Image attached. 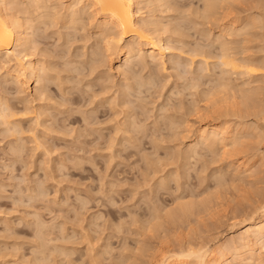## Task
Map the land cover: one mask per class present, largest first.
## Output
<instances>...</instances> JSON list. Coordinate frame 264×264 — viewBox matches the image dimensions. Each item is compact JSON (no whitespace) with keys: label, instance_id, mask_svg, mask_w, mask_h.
Segmentation results:
<instances>
[{"label":"rangeland","instance_id":"rangeland-1","mask_svg":"<svg viewBox=\"0 0 264 264\" xmlns=\"http://www.w3.org/2000/svg\"><path fill=\"white\" fill-rule=\"evenodd\" d=\"M218 2L210 18L202 17L205 0L142 4L146 19L181 26L187 43H171L173 62L157 69L161 84L139 90L130 62L119 71L116 55L108 58L101 14L92 7L84 24L69 26L70 0L48 2L54 16L36 19L28 55L54 75L42 82L46 93L36 94L35 77H18L15 59L0 61V97L16 113L10 124L0 116V264H144L184 239L217 254L244 229L264 196V74L227 72L217 55L226 41L235 57L264 62V0ZM195 48L212 51L210 63L202 55L193 62ZM143 56L151 67L149 52L132 60ZM210 119L229 131L227 146L200 144L186 158L189 130ZM191 201L197 207L187 218L166 217ZM245 257L264 264V247Z\"/></svg>","mask_w":264,"mask_h":264},{"label":"bare ground","instance_id":"bare-ground-1","mask_svg":"<svg viewBox=\"0 0 264 264\" xmlns=\"http://www.w3.org/2000/svg\"><path fill=\"white\" fill-rule=\"evenodd\" d=\"M50 1L51 0H26V1L25 0H0V61H3V57L6 55L7 57H11V59L12 58L15 59L16 65H17L16 71L18 72V77L21 78L22 76L27 75L28 79L30 80L31 78L35 77L37 81V84L35 85V92L39 96L46 93V92L44 93V90H45L43 88L44 83L42 84V82H44V80L46 79V76L49 75L48 73L49 71H47L48 68L45 69V68L39 67L38 63L34 61V59L28 56L30 55L29 50L32 48L31 47V41H32L31 37L34 36L32 35L33 33L31 32V29L36 27V25L34 26V23L37 22L36 19L44 22L46 19L47 20L48 18L51 19L54 16V14L48 10L51 7L48 4V2ZM145 1H152V0H70L69 5L66 6L71 11L68 17L69 19L67 20V23L69 26H72V25L75 26L77 24L78 25L84 24L83 16L92 7H93L92 12H97V14L98 13L101 14L103 18L99 26V29L105 35L104 40H105L106 52H108V58H112V56L116 55V58L120 63L119 71L120 69L124 70L123 69L124 64L130 62V64L127 65L128 75L130 74L133 77V79L135 78L134 83H136L137 89L138 88L142 89L143 87L150 89L152 86H157L161 81L159 75L157 74L158 66L166 65V61L168 59L173 62L174 57H175L174 52L171 51V43L173 42L181 43V44L187 43L186 38H185L187 35H185V32H183V30L181 29V26L177 25L178 27H174L171 30L168 27L164 26V23L161 19H155V18H152V19L149 18V20L146 19L142 13V10L144 8L142 4H144ZM159 1H162V0H157V2ZM218 1L219 0H205V10H204V13L202 14V17H206V18L213 17L216 14L217 9L221 7V4ZM221 1H225V0H221ZM79 3H81L82 6L75 8L74 6ZM167 3H169V1L162 2L161 6H165V4ZM180 14L183 16L182 18L185 17V15L183 14V11H181ZM224 30H225L224 28L221 29L222 31L221 34L224 33L223 32ZM169 31H171L173 36L167 34ZM220 45H221V52L217 56L218 58L221 59V62L227 68V72H231L232 74L233 73L245 74V75L247 74V76L248 75L254 76L259 73L264 74V62L257 63L248 58L235 57L231 51L233 47L232 46L230 47L229 43L226 41H220ZM201 49L195 48L193 50L195 53H193L192 58L191 57L190 58L194 62L193 57H195L196 55H199L200 57V55H202L203 57V59L201 57L202 61H204L205 63L206 62L208 63L209 62L208 59L213 57V53L211 55L212 51L203 52L201 51ZM97 52L95 51L93 52L95 56L97 55ZM143 52H149V56L151 58V63H152V66H151L152 68L149 66L150 62H148V60L146 59L147 56H143L136 60H132L134 55L140 54ZM175 63L176 62H174V64ZM99 64L100 63L98 61L97 65L99 66ZM50 66L52 67L53 65H50ZM70 66L72 65L70 64ZM147 66H149V68L152 69L148 75L144 76L138 73L141 70V67L143 70ZM93 68L95 69L96 66H94ZM56 70L58 71V69ZM52 71H55V70H52ZM53 76L49 75L48 77H53ZM193 76L195 75L193 74ZM196 79H197L196 77L191 78V80L193 81ZM219 79H220V85L222 89L226 90L228 86L230 85L229 78H226L225 76H223V77H220ZM65 80H67V76ZM185 80L187 81L188 78H185ZM193 84L196 85L197 83L193 82ZM124 91L122 92L123 93L122 95H124L123 99L125 98V96L129 95V94L127 95L126 93L127 91L125 92ZM245 98L246 100H248L249 96L245 94ZM4 100H5L4 98L0 97V116L8 118V117L15 115L16 113H14V110L11 107V105H8V103L6 102L7 100L5 101ZM26 104L27 103H25V106ZM43 111L44 110H42V112ZM189 111H190V108H189ZM22 112H24V115L25 113L30 112V107L26 106ZM40 114L38 115V117H40ZM137 114L140 117L142 113L138 112ZM24 115L22 114V116ZM42 116L43 115H41V117ZM5 118L1 117V119L3 120L7 119ZM8 119L6 122L8 124L12 123L11 121H8ZM170 119L168 122L170 123L169 126L171 125L176 126L175 124H178L179 122V119H178V122L176 120H173L174 118L173 119L170 118ZM37 122L40 123V121H37ZM37 125L39 124L37 123ZM19 126H21V123L18 124V127ZM220 126L216 125L210 119V120L203 121V123L200 124L199 127H197V129L189 130L190 134L188 135V138H189L190 150L185 153V157L189 158L192 154L191 151L195 152V147L200 144L212 146L213 144L218 143V144H224V147H226L227 143L225 142V140H227L228 137L230 136L229 131ZM28 128H31V127H28ZM17 129L19 131V129L21 128H17ZM24 129L25 128L21 130L23 131L26 130L27 132L28 129H25V130ZM135 129L133 130L134 132H136ZM12 130L14 129L12 128ZM15 131L17 132L16 128H15ZM143 131H145V129ZM143 131H142L143 135H146L144 134L145 132ZM184 137L185 136H183V138ZM240 165H243V162H241ZM208 203L209 201L206 200L202 202V205L203 206L206 204L208 205ZM196 207H197V204L195 202H192V201L183 202V203H180L177 208L168 212L166 217L169 218L170 220L171 219L172 220L184 219V218H187L190 213L194 212ZM252 213H253V216L248 221V223L244 225V229L238 228L237 230H235L233 235L229 237L228 241L225 244L223 243L221 248H219L217 254L213 253V250L210 249L209 247L199 246L195 241L193 240L191 241V239H186V240L184 239L185 242L183 241V243H180V245L176 247L171 246V248H169L167 252L165 251L159 256L153 255L144 264H229L228 263V252L226 250L225 251L222 250L223 248L224 249L227 248L229 249L230 252L232 251L234 254H236V260H238L239 262L238 264H244L245 262L248 263V261H246L247 257H245V254L247 253L251 254L253 247L256 245H262V247H264V196L262 197V200L260 201V203L256 207H254V209L252 210ZM156 214L157 213H155L154 215L157 216ZM38 227H39L38 228L39 230L40 228H42V226L40 227L39 225ZM41 231L42 230H40V232L38 233L39 234L42 233ZM43 234L45 235L44 238H46V242H47L48 240H47L45 232L40 235L43 236ZM40 235H39V238L41 237ZM44 238L41 237L40 239H44ZM46 242L43 243V241L41 240L40 243H42L41 245L47 246ZM43 249H46V248H43ZM252 258H253V255L249 257V259H252ZM240 262H243V263H240Z\"/></svg>","mask_w":264,"mask_h":264}]
</instances>
